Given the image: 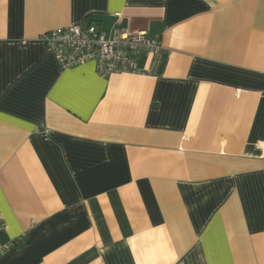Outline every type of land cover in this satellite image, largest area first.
Wrapping results in <instances>:
<instances>
[{"label": "crops", "instance_id": "0c3cea01", "mask_svg": "<svg viewBox=\"0 0 264 264\" xmlns=\"http://www.w3.org/2000/svg\"><path fill=\"white\" fill-rule=\"evenodd\" d=\"M146 31L138 74L39 37ZM0 264H264V0H0Z\"/></svg>", "mask_w": 264, "mask_h": 264}, {"label": "built area", "instance_id": "2783aa9c", "mask_svg": "<svg viewBox=\"0 0 264 264\" xmlns=\"http://www.w3.org/2000/svg\"><path fill=\"white\" fill-rule=\"evenodd\" d=\"M39 41L62 70L93 62L102 78L138 74L137 61L141 55L154 53L160 47L146 31L115 28L107 34L94 24L48 31L39 37ZM6 249L0 247V255Z\"/></svg>", "mask_w": 264, "mask_h": 264}]
</instances>
